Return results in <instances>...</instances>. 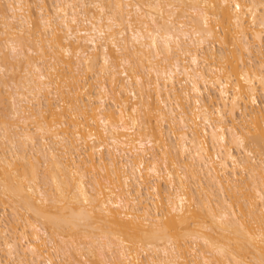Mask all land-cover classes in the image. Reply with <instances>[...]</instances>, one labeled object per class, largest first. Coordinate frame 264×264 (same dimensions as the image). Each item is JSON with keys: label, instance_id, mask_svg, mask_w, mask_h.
Listing matches in <instances>:
<instances>
[{"label": "bare ground", "instance_id": "obj_1", "mask_svg": "<svg viewBox=\"0 0 264 264\" xmlns=\"http://www.w3.org/2000/svg\"><path fill=\"white\" fill-rule=\"evenodd\" d=\"M0 94V264H264V0H0Z\"/></svg>", "mask_w": 264, "mask_h": 264}, {"label": "rangeland", "instance_id": "obj_2", "mask_svg": "<svg viewBox=\"0 0 264 264\" xmlns=\"http://www.w3.org/2000/svg\"><path fill=\"white\" fill-rule=\"evenodd\" d=\"M3 3H4V2H2V4H3ZM7 95H8V94H7ZM7 95H5V94L1 95V94H0V100H1L2 102H3L4 100L7 101V100H8V96H7ZM3 96H4V97H3ZM6 96H7V97H6ZM6 99H7V100H6ZM5 101H4V103L0 102L1 105H2V107L5 108V109H3V110L0 109V111L2 110V111L0 112V114H3V113L5 114V112L7 111L6 109L9 108V107L7 106V104L9 103V101H7L8 103L5 102ZM4 104H5V105H4ZM1 105H0V108H2ZM5 106H6V107H5ZM4 110H5V111H4ZM3 111H4V112H3ZM2 112H3V113H2ZM7 112H8V111H7ZM7 112H6V114H7ZM3 118L5 119V117H2V118L0 117V119H2V120H3ZM0 121H1V120H0ZM9 214H10V211H7L6 215L4 216V219H6V220L9 219ZM0 215L3 216L2 213H0Z\"/></svg>", "mask_w": 264, "mask_h": 264}]
</instances>
